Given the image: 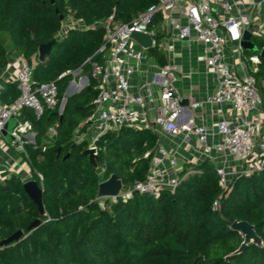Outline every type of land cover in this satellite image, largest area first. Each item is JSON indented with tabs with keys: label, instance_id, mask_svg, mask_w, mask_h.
Here are the masks:
<instances>
[{
	"label": "trees",
	"instance_id": "obj_1",
	"mask_svg": "<svg viewBox=\"0 0 264 264\" xmlns=\"http://www.w3.org/2000/svg\"><path fill=\"white\" fill-rule=\"evenodd\" d=\"M156 2L0 0V71L9 60L2 34L10 39V51L32 61L40 43L55 39L45 60L32 64V79L36 84L55 81L58 87L53 109L45 108L39 116L31 109L23 110V119L35 131V143L24 145L25 156L31 178L43 190L46 214L39 215L18 174L0 182V241L22 230L19 240L0 246V264H264V168L235 178L217 209L212 204L222 191L209 161L197 165L199 172L185 177L174 191L162 190L158 196L133 191L115 201L103 199V205L97 197L98 183L111 173L120 176L124 187L144 180L157 138L147 128L124 126L107 131L97 142L105 168L102 176L83 153L88 142L73 138L84 132L86 126L80 122L92 113V100L99 91L91 76V62H103L104 29L93 25L110 15L127 22ZM68 16L83 21L84 27L69 28L57 38ZM149 53L160 65L166 63L156 47ZM251 54L245 52L246 65L256 78L264 109V57H259L254 71L248 61ZM79 68L88 84L66 97L58 114L72 79L66 72ZM18 94L16 84L7 82L0 99L10 103ZM55 123V139L42 144L48 127ZM36 218L39 225L27 229ZM233 220L251 223L263 246L250 243L229 256L243 240L242 234L230 228Z\"/></svg>",
	"mask_w": 264,
	"mask_h": 264
},
{
	"label": "built area",
	"instance_id": "obj_2",
	"mask_svg": "<svg viewBox=\"0 0 264 264\" xmlns=\"http://www.w3.org/2000/svg\"><path fill=\"white\" fill-rule=\"evenodd\" d=\"M256 12L262 16L261 29L264 0H157L127 22L116 21L110 15L93 25L102 24L104 29L100 48L104 51L103 62H91V76L97 80L99 91L92 100V113L84 119L85 130L76 140L85 139L86 149L98 155L97 142L111 129L147 128L157 138L145 179L127 187L122 184L118 197L126 198L133 191L151 196H158L162 190L174 191L185 177L199 172L197 165L209 161L222 191L212 204L217 209L235 178L264 168V109L256 78L246 64L238 67L227 61L229 46L244 51L240 41L245 30H250L252 36L258 34L251 29ZM64 21L57 38L75 27L68 19ZM133 32L149 35L151 46L140 45L131 37ZM181 41L200 46L198 59L214 85L204 96L188 100L186 107L179 103L183 95L174 85L176 75L190 79L197 72L178 68L175 43ZM154 47L163 53L164 65L149 53ZM8 54L9 60L0 71V93L10 82L16 84L19 94L10 103L0 100V150L11 144L25 152L26 143H35V131L32 123L23 119V110L31 109L39 116L45 108L53 109L58 102V87L55 81L36 84L28 59L13 51ZM259 57L257 53L248 57L254 71ZM239 68L245 70L244 74L238 73ZM81 79L88 84L87 76ZM75 85L73 79L65 93ZM11 117L16 119V125L10 132L13 139L8 142L2 131ZM56 126L57 123L48 127L45 134L53 140ZM191 139H196L200 148L193 147L185 160L192 165L182 168L179 150L192 143ZM95 162L104 173L100 157ZM9 176L8 171L0 170V182ZM27 177L32 179L30 172ZM116 198L99 199L103 205V199Z\"/></svg>",
	"mask_w": 264,
	"mask_h": 264
},
{
	"label": "crops",
	"instance_id": "obj_3",
	"mask_svg": "<svg viewBox=\"0 0 264 264\" xmlns=\"http://www.w3.org/2000/svg\"><path fill=\"white\" fill-rule=\"evenodd\" d=\"M261 20H262V16L260 12L254 13L251 29H253L256 33H258L257 35L252 36V40L256 44L257 42H262V43L264 42V26L260 29ZM74 21L76 22L75 25L76 28L84 27L83 21L79 19H75ZM259 30H261V33ZM199 50H200V46L198 44H189L186 41L175 43V59L179 62L178 68L183 71H187L188 69H193L197 72L192 74L190 79H180V77L176 75L177 79L174 82L175 87L183 95V98H186L189 101L192 98H198L204 96L206 92L211 91L214 88V85L210 79V74L205 72V70H203V63L200 62L198 59V54L200 52ZM245 52L246 51H239V49H237L235 46H231V47L229 46L227 50V61L233 64L235 63L238 64L236 65L238 67L240 66V64L241 65L247 64V59L246 56L244 55ZM35 60L38 61L37 53ZM35 60L33 61L31 60L32 64H34ZM244 72L245 70L243 68L238 69L239 74H244ZM206 117L208 118V116ZM206 121L209 124V118ZM83 124H84V120L80 122V126ZM77 136L78 135L75 134L73 137L75 141H77L76 140ZM52 141L53 138L45 135L42 140V144L50 143ZM191 142L192 143L186 144L182 149L179 150L181 155L180 167L182 168L183 166L184 168H186L188 167V165H192L191 163L185 162V160L189 156V153L193 150V147L200 148V144L196 139H191ZM25 155L26 154L24 151L21 152L17 151L14 145L10 144L6 146L3 150L2 149L0 150V170H6L10 174L16 173L23 179V181L29 180V178L27 177V173L30 172V167Z\"/></svg>",
	"mask_w": 264,
	"mask_h": 264
},
{
	"label": "water",
	"instance_id": "obj_4",
	"mask_svg": "<svg viewBox=\"0 0 264 264\" xmlns=\"http://www.w3.org/2000/svg\"><path fill=\"white\" fill-rule=\"evenodd\" d=\"M57 11V10H56ZM263 12V5L261 7V13ZM60 19H63V17L60 15ZM97 28H102V24L97 25ZM131 37L135 39L140 45L143 47L149 48L151 46V37L147 34L141 33V32H133L131 34ZM55 39L49 41L40 43L37 47V59L39 62H42L45 60L46 56L50 53L52 49V45L54 44ZM240 46L244 51H253L258 52L260 57H264V47L260 48L253 40H252V33L250 30H245L243 32L242 40L240 41ZM29 65H32V61L28 59ZM70 88L66 91V93H69ZM66 101V97H64L60 103V107L58 110V114H60L63 110L64 103ZM181 106H188V100L186 98H183L180 100ZM16 125V119L14 117H11L10 120L5 125V128L2 131V134L4 138L10 142L13 137H11L10 132ZM57 151H60V148L57 149ZM84 154L88 155L89 161L92 165H94V161L96 159H99L98 155H94L93 150L85 149L83 151ZM23 188L25 192L29 195V197L33 200V202L38 207L39 215H45L46 212L44 210L43 200H42V188L37 184V181L35 179H29L24 181ZM122 189V180L120 176L116 173H111L108 178H106L103 181H100L97 186V197L103 198V197H118L119 192ZM40 219L36 218L34 221H32L27 229L35 228L37 225H39ZM230 228L232 230L238 231L243 236V240L235 249L233 252L229 253V256L238 254L242 252L250 243H253L259 247L263 246V241L261 237L256 233L253 225L249 223L246 220H233L230 223ZM22 236V230H17L13 234H11L9 237L3 239L0 241V246H4L5 244H8L12 241H17Z\"/></svg>",
	"mask_w": 264,
	"mask_h": 264
},
{
	"label": "rangeland",
	"instance_id": "obj_5",
	"mask_svg": "<svg viewBox=\"0 0 264 264\" xmlns=\"http://www.w3.org/2000/svg\"><path fill=\"white\" fill-rule=\"evenodd\" d=\"M66 19H68L69 23L71 22L73 25H76V22L74 21L75 18H73L71 16H68ZM66 19H64V20H66ZM64 20L62 22V27L65 24ZM1 39L4 41V44L7 47V50L8 51L12 50V45H11L9 37L7 35H5V34H2L1 35ZM263 44H264V42H263ZM247 53H252V54L257 53L258 54V52H252V51H249ZM143 68L144 67H141V69H143ZM84 76H86V75H85V73H84V71L82 69L71 71L72 79L69 81L68 85L70 84V82L73 79H74L76 85L69 91V93H64V97H67L68 95H72L74 93H77V92L81 91L84 88V86L87 84V82H84L83 79H81ZM68 85H67L66 89L68 88ZM93 163H94V167L96 168L97 172L100 174V176H102L103 173L100 171V169L98 168L97 164H95L96 162L94 161Z\"/></svg>",
	"mask_w": 264,
	"mask_h": 264
}]
</instances>
